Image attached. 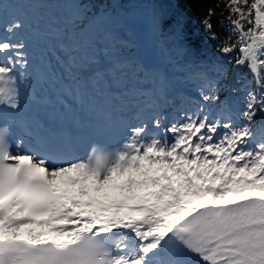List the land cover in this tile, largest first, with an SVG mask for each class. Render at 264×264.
I'll list each match as a JSON object with an SVG mask.
<instances>
[{"label":"snow or ice","instance_id":"snow-or-ice-1","mask_svg":"<svg viewBox=\"0 0 264 264\" xmlns=\"http://www.w3.org/2000/svg\"><path fill=\"white\" fill-rule=\"evenodd\" d=\"M105 2L0 0V264H264V0L200 20L231 73L184 59V16L155 7L158 57L129 55ZM21 89L118 146L66 159L71 134L7 115Z\"/></svg>","mask_w":264,"mask_h":264},{"label":"trees","instance_id":"trees-1","mask_svg":"<svg viewBox=\"0 0 264 264\" xmlns=\"http://www.w3.org/2000/svg\"><path fill=\"white\" fill-rule=\"evenodd\" d=\"M217 2L218 0H159L162 11L169 16L173 13H180L184 16L186 23L178 43L181 48L186 49V52L191 49L196 60H214V58H217V61H221L226 59L216 50L220 40L208 39L200 26V20L206 15L207 9L215 7ZM222 7L223 5H221ZM221 8H216L217 15L212 17V24L213 31L223 39L227 33V21L221 23V17L219 16ZM228 70L231 73V69L228 68Z\"/></svg>","mask_w":264,"mask_h":264},{"label":"rangeland","instance_id":"rangeland-1","mask_svg":"<svg viewBox=\"0 0 264 264\" xmlns=\"http://www.w3.org/2000/svg\"><path fill=\"white\" fill-rule=\"evenodd\" d=\"M150 4V6L153 8H157L160 10V7L158 5V2L154 1V0H148L146 1ZM120 5L118 4V6L116 7V16L117 18H122V20H126V21H134L136 22L134 25V28L138 26V21L143 20L144 18H146L148 11H141L139 8V4H136L135 6L131 7L130 10L126 11V9H124V7L121 5L122 1H119ZM135 3V1H133L131 3V5H133ZM152 46V43H151ZM153 48V46H152ZM154 49V48H153ZM226 59H222L221 63H215L217 66L223 65L224 61ZM219 64V65H218Z\"/></svg>","mask_w":264,"mask_h":264}]
</instances>
